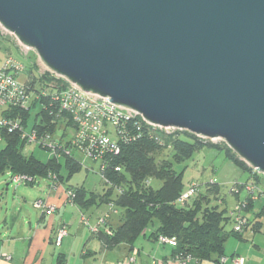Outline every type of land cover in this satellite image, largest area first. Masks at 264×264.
<instances>
[{"label":"water","instance_id":"obj_1","mask_svg":"<svg viewBox=\"0 0 264 264\" xmlns=\"http://www.w3.org/2000/svg\"><path fill=\"white\" fill-rule=\"evenodd\" d=\"M0 24L83 90L264 173V0H0Z\"/></svg>","mask_w":264,"mask_h":264},{"label":"trees","instance_id":"obj_2","mask_svg":"<svg viewBox=\"0 0 264 264\" xmlns=\"http://www.w3.org/2000/svg\"><path fill=\"white\" fill-rule=\"evenodd\" d=\"M25 84L30 91L39 93L40 90L46 89L50 93L52 89L49 86L60 89L62 80L50 74H40L39 78L29 75ZM38 103L43 108L40 116L35 117L31 129H35L38 136L50 135L58 144L56 152L60 157L49 156L45 161H40L32 155H27L23 152L27 145L20 139V134L8 133L0 128V137L4 141V146L0 148V174L8 171L12 174H25L34 179L53 174L54 182L68 184L72 176L80 171L82 164L73 157L72 150L75 149L71 145V138L65 133L55 135L61 120L71 128L72 136L76 127L70 116L61 110L59 102L41 95L33 100L31 107L22 110L12 109L4 112V115L19 118L25 128L29 110L35 108ZM126 129L125 136L116 140L118 152H107L100 161L99 167L103 163L100 173L106 179L107 182L102 180L107 187L99 195L98 200L96 194L88 191L83 185H66V190L74 191V204L80 206V209L95 203H105L107 206L111 204L117 210H122L119 223L109 226L110 234L100 230L93 235L100 239L105 247L119 244L132 246L134 241L156 222L157 225L149 233V238L157 239L160 235L174 238L176 246L173 247V255L176 257L190 255L200 261L220 262V258L225 254L227 239L232 235L240 237V233L234 232L233 226L231 229L226 228L229 222H233L230 213L224 215V212L215 208L202 206L206 199L198 192L183 206L175 203L185 188L182 185L184 167L178 171L174 166L185 162L203 145H208L224 149L232 163L249 173L250 180L262 190L263 195L264 175L254 171L225 142L214 144L200 141L194 134L180 130L171 133H153L146 127L136 130L131 123L126 125ZM63 149H70V154H63ZM163 152L167 153L163 155ZM116 167L119 169L116 170ZM151 180L159 182L158 187L152 186ZM215 184L217 183H208ZM237 185L239 189L244 188L243 184ZM215 187L214 190L217 192L218 189ZM261 196L258 194L257 197ZM253 200L250 195H246L245 200L240 202L242 211L249 210ZM261 213H264V206ZM251 222L252 220L248 219L243 229Z\"/></svg>","mask_w":264,"mask_h":264},{"label":"built area","instance_id":"obj_3","mask_svg":"<svg viewBox=\"0 0 264 264\" xmlns=\"http://www.w3.org/2000/svg\"><path fill=\"white\" fill-rule=\"evenodd\" d=\"M0 28L5 31V33L13 36L17 44H19V46L23 49L26 51L33 50L32 48L22 44L13 33L5 29L1 24ZM22 70L23 66L16 59L10 56L0 59V128L6 130L8 133L18 132L20 134V139L24 140L26 145L36 144L42 148L48 149V157H60V155L56 152V146L58 144L50 137V135L38 136L35 129H31L27 132L19 118L4 115V112H8L12 109L17 108L22 110L28 108L27 104L30 99L31 91L25 82L22 83L17 79V75ZM46 70L54 78L62 80V84L60 86L61 88L57 89L52 88L53 86H49L52 89L50 93L49 91H46V89L40 90L39 93L32 91L35 95L34 99H38L39 96L42 95L59 102L61 110L70 116V119L76 126L74 134L71 137V145H73V149L79 151L82 155L92 161H99L100 163L105 153L118 152L119 147L116 140L122 139L125 136L127 130L126 125L128 123L135 126L136 130H139L141 127H146L153 133H171L175 130H179L175 127H166L151 123L135 109L114 103L110 101L108 97L100 96L99 94L91 91H85L77 84L71 82L66 77L58 75L48 67H46ZM210 140H220L225 142L219 138ZM70 152V149H63V154L65 155H69ZM102 169L103 163L99 167V172ZM118 169L119 168L116 167V170ZM253 170L256 171L254 168ZM257 173L264 175L262 172ZM100 176L104 181H106L101 173ZM48 178L54 180L55 176L53 174H48ZM9 182L16 186L21 184H33L35 179L25 174H11ZM211 183H213V181ZM236 185L237 184L233 185V187L236 188L232 187L231 189L234 193H237L239 189L238 185ZM243 187L246 194L250 195L254 199L257 198L258 194L263 195L262 190L251 180L250 182L243 184ZM198 190L199 188L197 183H187L185 190L178 196L175 203L182 206L187 204L189 200L197 194ZM65 193L67 200L71 204H74V191L69 189L66 190ZM32 206L45 216L51 215L55 210L54 205L47 204L42 199H36L32 203ZM108 208V211L97 219V223L94 226L89 227L93 234L99 232L100 230H104V232L110 234L111 231L108 227V221L110 214L116 213L117 209L111 204L108 205ZM241 211V203H238L230 212L233 220L234 232L241 233L243 231V226L248 223V219L242 215ZM81 217L83 223L88 225V220L83 215H81ZM66 235V227L62 225L56 231L55 243L59 245ZM157 240L162 244H167L172 247L176 246L174 238L160 235ZM135 255L136 250H133L131 254L125 256L115 264H131L134 261ZM4 258L9 259L10 257L8 255H4ZM191 259L192 257L190 255H186L183 258L178 257V260L181 262H186ZM225 260L226 258L223 256L219 261L224 262ZM234 262L235 264H242V260H234Z\"/></svg>","mask_w":264,"mask_h":264},{"label":"crops","instance_id":"obj_4","mask_svg":"<svg viewBox=\"0 0 264 264\" xmlns=\"http://www.w3.org/2000/svg\"><path fill=\"white\" fill-rule=\"evenodd\" d=\"M5 173L9 177L12 174L8 171ZM46 178L48 184L45 188H40L41 196L36 199L54 205V212L49 216H45L39 210H36L37 215L26 212L20 204L27 202L26 197L32 188L20 186L16 197L12 198L11 206L7 207L2 219L0 218L3 224L0 226V264H115L133 250H136V255L131 264H235L234 260H242V264H264V258L257 255L253 241L243 238L244 230L247 228L240 233L238 245L232 251L226 250L224 254L226 260L217 263L195 258L186 262L179 261L178 257L173 255L172 246L149 238V233L154 228L151 231L146 229L132 246L119 244L105 247L89 227L94 226L97 219L108 211V206L106 205L107 209L94 220L92 217L88 219L83 213L84 209L67 200L65 191L69 182L63 184ZM7 181L9 182L8 179ZM81 215L88 220V225L83 223ZM120 218L118 210L111 213L108 227L117 225ZM62 225L66 227L67 235L57 245L55 235ZM262 254L264 255V252ZM4 255L10 258H4Z\"/></svg>","mask_w":264,"mask_h":264},{"label":"rangeland","instance_id":"obj_5","mask_svg":"<svg viewBox=\"0 0 264 264\" xmlns=\"http://www.w3.org/2000/svg\"><path fill=\"white\" fill-rule=\"evenodd\" d=\"M7 56L16 59L23 66V70L17 75L18 81L22 83L26 81L29 75L39 78L40 74H49L46 70L47 66L37 56L34 50L26 51L17 44L13 36L5 33V31L0 28V59ZM37 87L38 85L35 86V88ZM34 97L35 95L31 91L27 106L31 107ZM42 108L43 106L38 103L35 108L29 110L27 126L25 127L27 132L30 131L33 126L35 117L38 115L40 116ZM64 133L68 138H71L73 132L67 123L64 120H61L58 123L55 135L58 136L59 134ZM195 137L200 141H208L214 144H221L220 142H223L220 140L213 141L206 139L199 135H195ZM3 146L4 141L0 142V148ZM23 152L27 155H32L40 161H45L49 155V152L36 144L25 146ZM165 153L167 152H163V155H165ZM72 154L74 158L81 162L82 168L72 176L69 184L74 186L83 185L88 191L95 193L97 197L96 199L98 200L99 195H101L103 190L107 187L100 176L99 161H92L76 150H72ZM174 168L178 171L182 168L184 169L182 173V185L184 188L189 182L197 183L199 188L198 193L206 199L203 201L202 206L207 205L208 207L224 212V215H229L235 206L246 198L247 194L243 188L238 189L237 194L232 192L231 189L236 183L242 185L246 182H250L249 173L242 171L238 166L232 163L227 157L224 149L203 145L195 151L189 159L181 164H176ZM7 179L9 180L8 174H0V218L2 219L7 207L11 206L12 198L16 197V192L20 186H27L28 189L32 188L30 194L28 193V196L26 197L27 202H21L20 205H23L26 212L37 215L38 212L33 208L32 202L38 196H41L39 195V190L42 187H46L48 179L46 177H36L35 182L32 185L21 184L16 186L8 182ZM212 181L217 184L208 185V183H211ZM7 182L8 185H6ZM151 183L154 187H158L159 185V182L154 180H151ZM215 186L218 189L217 192L214 190ZM114 194L115 192L113 195ZM263 206L264 195L254 199L249 210L242 211L243 215H245L249 221L252 220L251 224L247 226V229H243L245 231L243 238L253 241L254 248L257 250V255L260 258H264V255L262 254L264 252V213H261ZM106 209L107 207L105 203H95L85 208L83 213L88 219L92 217L94 220L98 214L103 213ZM118 212L119 216H121L122 210L118 209ZM1 219L0 226H3V224H1ZM156 225L155 222L153 226L147 228V231H151ZM232 226L233 222L231 221L226 225V228L231 229ZM252 229H255L254 232L250 231ZM239 240L240 238L237 236H230L225 243L224 251H232L238 245Z\"/></svg>","mask_w":264,"mask_h":264}]
</instances>
